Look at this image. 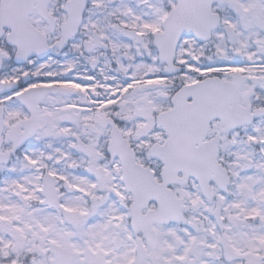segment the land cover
<instances>
[{
  "label": "snow or ice",
  "instance_id": "1",
  "mask_svg": "<svg viewBox=\"0 0 264 264\" xmlns=\"http://www.w3.org/2000/svg\"><path fill=\"white\" fill-rule=\"evenodd\" d=\"M0 264H264V0H0Z\"/></svg>",
  "mask_w": 264,
  "mask_h": 264
}]
</instances>
